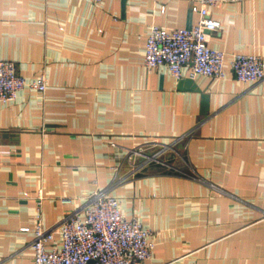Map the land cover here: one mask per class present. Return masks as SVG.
Instances as JSON below:
<instances>
[{"label":"crops","instance_id":"obj_1","mask_svg":"<svg viewBox=\"0 0 264 264\" xmlns=\"http://www.w3.org/2000/svg\"><path fill=\"white\" fill-rule=\"evenodd\" d=\"M194 3L0 0V59L47 78L44 92L24 87L0 102V264H33V233L20 228L38 214L54 226L97 190L152 232L139 264H264V79L229 71L186 86V67L176 79L144 66L150 27L196 24ZM210 11L221 25L207 30L209 47L264 59V0ZM154 142L180 149L183 163L128 158Z\"/></svg>","mask_w":264,"mask_h":264},{"label":"built area","instance_id":"obj_2","mask_svg":"<svg viewBox=\"0 0 264 264\" xmlns=\"http://www.w3.org/2000/svg\"><path fill=\"white\" fill-rule=\"evenodd\" d=\"M100 2L101 0H88ZM238 0H195L192 10L198 21L190 27L167 28L157 24L150 27L144 49V66L148 70L165 66L176 79L185 76L224 78L228 72L239 82L256 83L264 79V59L253 53H232L207 45V30L220 27L212 18L210 9L225 2ZM47 78L41 73L28 80L17 72L16 64L0 59V102H12L24 87L45 91ZM154 149L147 151L139 146L128 150V158L140 157L142 163L169 165L161 157L169 144L154 142ZM156 146V147H155ZM63 204L73 199L61 198ZM21 231H31L33 239V264H139L152 256V232L136 217L122 213L119 200L105 190L95 191L81 208H74L62 216L57 224L45 228L40 215L33 226H22ZM60 235V246L48 247L53 235Z\"/></svg>","mask_w":264,"mask_h":264},{"label":"rangeland","instance_id":"obj_3","mask_svg":"<svg viewBox=\"0 0 264 264\" xmlns=\"http://www.w3.org/2000/svg\"><path fill=\"white\" fill-rule=\"evenodd\" d=\"M168 153H166L167 155L164 157L165 158V160H166V162L167 163H169L170 165H166V166H164L165 168H167V169H171L172 168V166H174V165H172L173 164V162L175 161V156L176 157H179L181 160H180V162L181 163H183L182 161H183V159H184V157H183V155L180 153L181 152V150L179 149V150H175L174 149V147H173V144H171V145H169V148H168ZM150 152V151H149ZM177 152V153H176ZM162 159H163V157H161ZM178 158V159H179Z\"/></svg>","mask_w":264,"mask_h":264},{"label":"water","instance_id":"obj_4","mask_svg":"<svg viewBox=\"0 0 264 264\" xmlns=\"http://www.w3.org/2000/svg\"><path fill=\"white\" fill-rule=\"evenodd\" d=\"M182 81L185 83L186 86H188L189 84H193V79L190 77H186V79H184ZM193 87H194V85L191 86V89H195ZM202 98H203V110L202 111H203V113H206L207 112V102H206V99L204 96H202Z\"/></svg>","mask_w":264,"mask_h":264}]
</instances>
